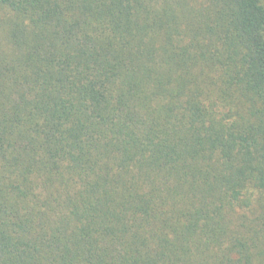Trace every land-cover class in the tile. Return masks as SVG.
Returning <instances> with one entry per match:
<instances>
[{
	"label": "trees",
	"instance_id": "1",
	"mask_svg": "<svg viewBox=\"0 0 264 264\" xmlns=\"http://www.w3.org/2000/svg\"><path fill=\"white\" fill-rule=\"evenodd\" d=\"M0 264H264V0H0Z\"/></svg>",
	"mask_w": 264,
	"mask_h": 264
}]
</instances>
